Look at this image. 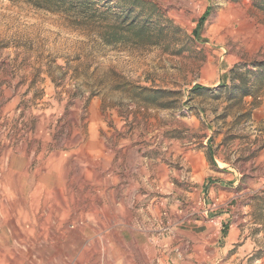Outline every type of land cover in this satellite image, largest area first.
<instances>
[{
	"label": "rangeland",
	"instance_id": "374dc122",
	"mask_svg": "<svg viewBox=\"0 0 264 264\" xmlns=\"http://www.w3.org/2000/svg\"><path fill=\"white\" fill-rule=\"evenodd\" d=\"M143 1L153 45L0 0V264H264V13Z\"/></svg>",
	"mask_w": 264,
	"mask_h": 264
},
{
	"label": "trees",
	"instance_id": "16d2710c",
	"mask_svg": "<svg viewBox=\"0 0 264 264\" xmlns=\"http://www.w3.org/2000/svg\"><path fill=\"white\" fill-rule=\"evenodd\" d=\"M28 1L38 9L68 16L73 20V24L81 29L99 33L107 44L153 45L151 39L158 31L150 25L153 19L151 9L155 6L143 0ZM252 6L264 13V0H252ZM145 7L150 9L149 14L145 11ZM159 31H162V28H159ZM242 83L244 85L245 81ZM244 89L246 90V87ZM200 90L204 88L193 89L195 92Z\"/></svg>",
	"mask_w": 264,
	"mask_h": 264
},
{
	"label": "crops",
	"instance_id": "0c3cea01",
	"mask_svg": "<svg viewBox=\"0 0 264 264\" xmlns=\"http://www.w3.org/2000/svg\"><path fill=\"white\" fill-rule=\"evenodd\" d=\"M203 190H206L208 197H219L221 194H226L229 191L228 187L222 186L220 183H211L209 186H205ZM222 212V211H219ZM219 220H224L225 215L218 217Z\"/></svg>",
	"mask_w": 264,
	"mask_h": 264
}]
</instances>
